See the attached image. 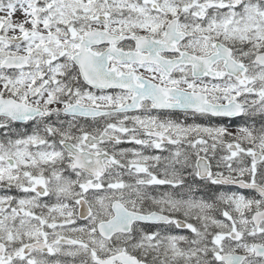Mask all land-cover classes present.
<instances>
[{
	"label": "snow or ice",
	"instance_id": "obj_1",
	"mask_svg": "<svg viewBox=\"0 0 264 264\" xmlns=\"http://www.w3.org/2000/svg\"><path fill=\"white\" fill-rule=\"evenodd\" d=\"M0 264H264V0H0Z\"/></svg>",
	"mask_w": 264,
	"mask_h": 264
}]
</instances>
